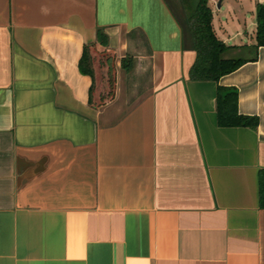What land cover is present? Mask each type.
Segmentation results:
<instances>
[{"label":"crops","instance_id":"1","mask_svg":"<svg viewBox=\"0 0 264 264\" xmlns=\"http://www.w3.org/2000/svg\"><path fill=\"white\" fill-rule=\"evenodd\" d=\"M251 1L214 24L226 43L256 42ZM184 17L181 0H0V264H264V45L192 79ZM92 42L110 55L94 77ZM218 83L256 128L218 124Z\"/></svg>","mask_w":264,"mask_h":264},{"label":"trees","instance_id":"2","mask_svg":"<svg viewBox=\"0 0 264 264\" xmlns=\"http://www.w3.org/2000/svg\"><path fill=\"white\" fill-rule=\"evenodd\" d=\"M185 17L184 23L190 33L192 44L196 50V59L190 68V77L196 80L212 79L219 82L222 75L237 69L248 60L258 57V48L264 45V2L256 3V42L252 44H228L220 38L213 23V12L209 5V0H181ZM96 41L101 45L109 42L108 33L104 28L97 29ZM92 43L84 45L79 59V67L83 73L94 77L95 72V51ZM236 47L249 48L254 50L252 56L236 54L226 56V52ZM109 59V57H108ZM122 67L130 71L135 66V57L126 54L121 60ZM113 68L109 62L107 81L112 84ZM114 79V78H113ZM115 81V80H114ZM90 88V100H91ZM101 98L103 101L110 99ZM239 91L234 85H224L218 83L216 91V112L218 124L221 126H250L256 128L259 124L257 114L243 113L239 110ZM259 202L264 207V167L259 171Z\"/></svg>","mask_w":264,"mask_h":264},{"label":"rangeland","instance_id":"3","mask_svg":"<svg viewBox=\"0 0 264 264\" xmlns=\"http://www.w3.org/2000/svg\"><path fill=\"white\" fill-rule=\"evenodd\" d=\"M234 1L235 0H223V2H222V0H216V3H214L213 1L211 2V5L213 6V8H215L214 13H213V22H214L216 28L218 30L222 31L223 33L226 32L225 31L226 21H227L226 20V17H227L226 9H227L228 2L233 3ZM219 2H220V5H219ZM240 2H242V4H243V10L244 11H248L249 13H252L251 9H254V8L252 6L251 0H240ZM229 21H230V17H229ZM108 57L110 58V55L107 52H98L95 55V60L98 61L100 64L105 65V63H106L105 61H106V59H108ZM110 64L112 65V68H113L114 65L112 64V62H110ZM114 74L115 73H113V74L111 73L112 84L107 81V84L104 85L105 90H104V94L102 96L103 99L108 98L111 94H115L114 88L116 87V85L114 83L115 79H113Z\"/></svg>","mask_w":264,"mask_h":264},{"label":"water","instance_id":"4","mask_svg":"<svg viewBox=\"0 0 264 264\" xmlns=\"http://www.w3.org/2000/svg\"><path fill=\"white\" fill-rule=\"evenodd\" d=\"M219 5H220V2H219Z\"/></svg>","mask_w":264,"mask_h":264}]
</instances>
